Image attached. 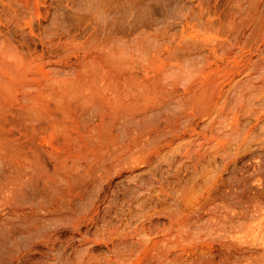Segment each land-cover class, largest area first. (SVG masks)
Masks as SVG:
<instances>
[{"label":"bare ground","instance_id":"bare-ground-1","mask_svg":"<svg viewBox=\"0 0 264 264\" xmlns=\"http://www.w3.org/2000/svg\"><path fill=\"white\" fill-rule=\"evenodd\" d=\"M165 1L0 0L5 264H264V0Z\"/></svg>","mask_w":264,"mask_h":264},{"label":"rangeland","instance_id":"rangeland-1","mask_svg":"<svg viewBox=\"0 0 264 264\" xmlns=\"http://www.w3.org/2000/svg\"><path fill=\"white\" fill-rule=\"evenodd\" d=\"M166 2H167V4H164L165 7H164V9H163V11L165 10L164 12H165L166 15H165L164 13H162V15L164 14V16L162 17V16L160 15V14H161V11L158 12V13H160V14H156V15H155V16H157L158 18H161V17H162L161 20H163L164 17L169 16V15L172 13L173 8H174V7L172 6V5L174 4V1H173V0H171V1H170V0H167V1H165L164 3H166ZM177 3H178V0H177ZM168 4H170V5L172 4V5H171V7H172V11H171L170 13H167V12H169V11L171 10V9H170V8H171L170 6H167V7H166V5H168ZM40 6H41V5H40ZM168 7H169L170 10L168 9ZM166 9H168V10L166 11ZM161 10H162V9H161ZM163 11H162V12H163ZM158 15H159V16H158ZM167 18H169V17H167ZM167 18H164V19H167ZM37 47H38V46H37ZM38 48L40 49V47H38ZM38 48H37V49H38ZM16 83H18V82H16ZM75 203H76V202H74V203L72 204L73 206H71V204H70V206H68V207H70V208H68V207H66L65 209L62 208V212H60V213H58V214L55 213V214H56L55 216L60 217V218H61L60 221L62 220V222H63L64 220L66 221L65 218H66V216L69 214V212H68L69 209H71V212H74V213H75V211L77 212V210L80 209L81 206H82L81 203L79 204V202L76 203V205H74ZM78 204L80 205V208H78V207H79ZM248 204H249V203H248ZM77 205H78V206H77ZM74 206H75V208L77 207L78 209L76 208L77 210H76V209L74 210V208H73ZM71 207H72L73 209H72ZM9 208H10V206L7 205V206H4L3 209L8 210ZM67 210H68V211H67ZM72 210H73V211H72ZM55 216H53V218H54ZM44 218H45V217H44ZM44 218H43V219H44ZM41 219H42V218H41ZM43 219H42V220H43ZM47 219H48V218H47ZM49 219H50V218H49ZM63 219H64V220H63ZM42 220H41V221H42ZM44 220H45V221H44ZM44 220H43V223H42V222H39V223H38L39 225H40V223H41L42 226L39 228V231H37V233L34 232L33 234L36 233V234L39 236V233H40V232L42 233V231H40V230H42V227H43V232L46 231V230H48V228H49V231H50V229H51L53 226H54V228L59 227V228H57V229H58L57 231L60 232V228H62V229L64 230V227H65V230H64L65 232H64V231L60 232V233H62V240L65 241V240H68V239H67V235H68V237L71 236V234H69L71 231H73V232L75 231V232L77 233V231H76L75 229H74V230H73L72 228L67 229L68 227H66L67 225H65V221L63 222L64 225L61 224L62 222H59L60 225H63L64 227H62V226L60 227L59 223H58V226L55 227V225H54V224H55V221H56V220L59 221V218L57 219V217H56V220H55V219H52V218L50 219V220H52V222L54 221L53 223H52L50 220H49L50 222H48V220H46V219H44ZM45 223H46V226L44 225ZM47 224H49V225L47 226ZM44 226H45V227H44ZM49 226H50L51 228H50ZM46 227H48V228L46 229ZM92 227H93V226H92ZM92 227L87 228V232H88V233L91 232V230L93 229L92 233H90V234H92V235H90V236L87 235V236H89L88 239H91L90 237H91V236L93 237V233L95 232V231H94V227H93V228H92ZM12 228H14V227H12ZM12 228L10 229V227H9L8 229H9L10 231L7 230L6 232H4V233L7 235V236L5 235V239H6L7 241L4 239V236H3V238H0V248H2V249H0V260H1V261H0V264H3V263H4V259H5V261L7 260L6 258H8V256H6V255H8V253L11 254L10 252H13V251H14L13 254H15V255H16V253L18 254V249H19V248H20V249H23L24 246L27 247V246H28L27 244H29V242L31 241V239H32L33 237L35 238V237L37 236V235L35 234V235L32 237L33 234L31 233V236H30V237H32V238H31L30 240H28V241H29V242H28L27 239H29V238H28L29 235L25 233L24 229H22L21 227L19 228V227L17 226V228H19L18 231H19V230H20L19 232L22 231L21 234H20V233H18V231H15V232H14ZM17 228H15V230H17ZM44 228H45L46 230H45ZM90 228H91V230H90ZM52 229H53V228H52ZM52 229H51V230H52ZM66 229H67V230H66ZM70 229H72V230L69 231ZM80 229H82V227L79 228V231H80ZM8 232H9V234H8ZM11 232H12V233H11ZM16 232H17L18 234H17ZM63 232H64L65 234H63ZM66 232H67V233H66ZM75 232L73 233V235L76 236V233H75ZM22 233H23V235H22ZM41 233H40V234H41ZM81 233L83 234L84 231L81 230ZM11 235H12V236H11ZM21 235H22V236H21ZM63 235H64V237H66V238H64ZM25 236H26L27 238H26ZM20 237H22V238H20ZM94 237H95V236H94ZM94 237L92 238L93 240H94ZM23 238H24V239H23ZM1 239H3V240H1ZM8 239H10V241H9ZM21 239H22V240H21ZM35 239H36V238H35ZM17 240H18V241H17ZM25 240H26L28 243H27ZM32 240H33V239H32ZM1 241H6V243L3 242V244H5L6 246H2L3 244L1 243ZM22 241H23V242H22ZM26 243H27V244H26ZM67 243L69 244V247H70V245H71V247L74 249L75 252L73 251L72 248H66V251H65V253H63L64 255L61 256V259H60V260L63 261V260L65 259V256L67 255V258H68V257L71 258L70 261L68 260L69 258L67 259V260L69 261V262H67V264H68V263H69V264H72V262H73L74 260H75V261L77 260L76 258H77V256H78V252L76 253V250L79 251V247H78L77 243H75L76 245L74 244V242H71L73 245L70 244L68 241H67ZM26 245H27V246H26ZM29 245H30V244H29ZM90 245H91V244H90ZM92 245H93V246H89V245H87L86 247L89 246V247H91V248L93 249V250H92L91 248L88 247L89 249H91L90 252L93 251L92 253H93V255H94V259H95V257H96L97 261H100V260L103 258V257H102L103 255H107V253L105 254L106 249H105L102 245H96V247H95L94 244H92ZM1 246H2V247H1ZM11 246H12V247H11ZM49 246H50V244H49ZM17 247H19V248H17ZM84 247H85V246H84ZM94 247H95V248H94ZM8 248H9V249H8ZM11 248H12V249H11ZM13 248H14V250H13ZM29 248H30V246L27 247V249H29ZM98 248H99V249H98ZM4 249H5V251H4ZM10 249H11V250H10ZM25 249H26V248H24L23 250H25ZM27 249H26V250H27ZM41 249H42V248H41ZM68 249H69V250H68ZM97 250H98V252H97ZM100 250L103 251V252H101ZM1 251H2V252H1ZM9 251H10V252H9ZM20 251H22V250H19V252H20ZM38 251H43V249L40 250L39 247L36 248V251H35V252H36V255H37V252H38ZM47 251H49V250H45V249H44V251H43V252H46V253H44V254L47 255V256H42L44 259L40 256V254L42 253V252H41V253H38V254H39L38 256L33 255V256H35V257L31 258V259L28 260L27 262H28L29 264H30V263H33V264H51V263L53 262V260L55 259L54 262H55V263L57 262L56 264H59L58 262H59L60 260H59L58 258H57V260H56V258H54L53 256H51L52 258L49 257L50 253H47ZM69 251H70L71 253H70ZM95 251H96V252H95ZM99 251H100L101 253H100ZM4 252H5V253H4ZM73 252H74V253H73ZM79 252H80V251H79ZM2 253H3L4 255H1ZM58 253H59V252H58ZM58 253H57V255H58ZM67 253H68L70 256H69ZM92 253H91V254H92ZM96 253H97V254L100 253L102 256H101L100 254H98V255L96 256ZM103 253H104V254H103ZM34 254H35V253H34ZM48 254H49V255H48ZM54 254L56 255V253H54ZM51 255H53V254L51 253ZM71 255H72V256H71ZM3 256H4V257H3ZM5 256H6V257H5ZM47 257L51 258L52 260L50 261L49 258H47ZM55 257H56V256H55ZM63 257H64V258H63ZM75 257H76V258H75ZM78 257H79V256H78ZM97 257H100V258H99L100 260H99ZM2 258H4V259H2ZM40 258H41V259H40ZM59 258H60V257H59ZM62 258H63V259H62ZM74 258H75V259H74ZM39 259H40V260H39ZM96 259H95V260H96ZM2 260H3V261H2ZM31 260H32V261H31ZM58 260H59V261H58ZM67 260H64L63 262L65 263V261H67ZM47 261H48V262H47ZM71 261H72V262H71ZM27 262H26V264H28ZM54 262H53V264H55ZM60 262H61V261H60ZM63 262H62V264H63ZM70 262H71V263H70ZM5 263H6V262H5ZM5 263H4V264H5ZM13 264H14V263H13ZM60 264H61V263H60Z\"/></svg>","mask_w":264,"mask_h":264}]
</instances>
